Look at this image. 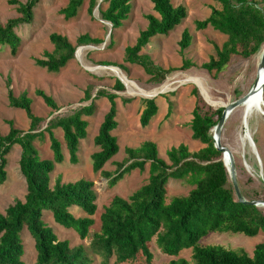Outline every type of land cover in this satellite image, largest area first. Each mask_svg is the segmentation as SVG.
Returning <instances> with one entry per match:
<instances>
[{
    "label": "trees",
    "instance_id": "trees-1",
    "mask_svg": "<svg viewBox=\"0 0 264 264\" xmlns=\"http://www.w3.org/2000/svg\"><path fill=\"white\" fill-rule=\"evenodd\" d=\"M103 1L107 3L105 9L99 0H89V11L92 12L99 5L102 18L111 24V30L121 27L132 11L131 0ZM152 1L155 14L147 15L146 28L139 32L133 45L125 48L124 60L140 65L151 81L160 83L170 70L157 65L149 55L141 52L153 37L167 35L179 26L187 16V10L183 5L175 6L172 0ZM215 1L221 3L222 7H213L206 19L196 21L198 29L211 26L227 35L221 46L215 44L216 55L201 64L209 72L222 71L234 56L250 58L261 51L264 44V6H260L264 0ZM10 2L16 5L19 15L4 24L0 22V46H8L11 54L16 55L22 43L16 29L34 20V10L40 0ZM83 3L84 0H69L61 13L66 18L74 17ZM50 41L54 45L53 50L35 59L36 65L49 72H59L65 67L76 57L79 46L103 42L100 38L81 34L74 44L67 36L55 32L50 34ZM191 42L192 35L185 29L179 41L182 53ZM193 66L196 64L184 57L180 68ZM119 67L123 69L122 65ZM115 89H125L120 79H117ZM192 92L195 96L190 122L192 138L202 142L203 147L192 151L187 144L180 143L166 151V160L160 156L157 143L146 140L137 147H126V157L116 162L115 171L110 172L104 167L120 150L118 137L113 133L119 125L116 93L99 89L92 96L87 89L85 98L91 99L90 104L67 114H57L43 128L42 123L46 118L34 113L31 97L26 92L15 96L9 89L10 105L26 112L30 126L27 130H21L9 121L8 133H0V184L8 178V156L13 147L19 145V166L27 184V193L24 199H16L0 212V264H28L24 260L25 245L21 236L24 229L34 240V264H92L83 246L72 247L68 239H59L44 217L45 211H51L58 224L74 229L82 239L87 237L95 223L93 216L97 211V192L94 181L81 178L74 182H62L58 179L52 186L51 173L56 164L65 160L61 141L54 130L62 128L70 161L77 163L81 142L88 135L87 117L93 114L95 102L102 96L108 98L111 106L94 136L98 150L91 154L93 171L101 172L110 185H115L135 169L144 171L146 165H149V177L128 198L114 196L101 213L100 231L94 234L91 241V249L101 256V263L153 264L152 244L155 243L163 254L170 257L163 264H264V242L255 245L252 255L245 249L200 244L204 236L216 231L246 236L264 232V207L238 199L222 160L223 151L215 146L213 128L224 108H214L208 104L197 88ZM35 93L52 111L61 108L44 90L36 89ZM131 100L124 98L123 102ZM158 110L155 97L143 99L141 125H149ZM46 133L51 142L52 158H41L35 145L36 140L45 139ZM170 179L185 180L193 188L186 195H177L169 200ZM241 192L244 196V189ZM75 209L79 210L78 215ZM184 250H191V259L181 256Z\"/></svg>",
    "mask_w": 264,
    "mask_h": 264
},
{
    "label": "rangeland",
    "instance_id": "rangeland-1",
    "mask_svg": "<svg viewBox=\"0 0 264 264\" xmlns=\"http://www.w3.org/2000/svg\"><path fill=\"white\" fill-rule=\"evenodd\" d=\"M172 1L175 6H185L187 16L169 34H158L153 37L141 52L149 55L157 65L170 70L165 80L157 83L150 80V76L140 65L124 60L125 48L133 45L139 32L146 28L147 15L155 14L152 0H131L132 11L128 19L115 30H111V24L102 18L98 6L92 12L89 11V0H84L77 15L71 18H66L61 13L69 0H40L34 10V20L16 29L22 38L18 53L12 55L8 46H0V133L3 135L8 133L9 121L21 130H27L30 126V119L26 112L10 105L9 89H12L15 96L26 92L31 97L34 113L46 118V121L42 123L43 128L48 120L57 114H67L90 104L91 99L85 98L87 89L92 96L101 89L117 94L119 110V125L113 133L118 137L120 150L107 162L105 170L114 172L116 162H121L126 157L125 148L137 147L146 140L156 142L160 156L166 160H168L166 151L180 143L187 144L192 151L203 147L202 142L192 138L190 126L195 103L192 90L196 88L199 90V87L193 81L182 83L181 80L199 78L209 89L213 100L220 104L230 103L245 95L252 87L256 79L261 51L247 59L234 56L222 71L209 72L202 68L201 64L208 61L210 56L216 55L215 44L221 46L227 39V35L211 26L198 29L196 21L206 19L213 7H222L221 3L215 0ZM99 3L102 4L103 9L106 8V2L99 0ZM260 6L263 7L264 3L261 2ZM18 15L15 4H12L10 0H0L2 24ZM185 29L191 33L192 42L182 53L179 41ZM53 32L67 36L74 44L81 34L100 38L103 42L79 46L78 56L75 59H71L59 72H49L46 68L36 65L35 59L43 57L46 51L53 50L54 45L50 41V34ZM184 57L193 61L196 66L181 69ZM86 65L101 67V69L94 70ZM119 65H122L123 69H119ZM119 77L126 84L122 91L115 89ZM8 79H10L9 84ZM129 82L135 85V94H130L133 87L129 85ZM165 83H169L171 88L155 96L159 107L158 113L149 125L143 127L140 123V113L143 99L147 98L144 96L157 94L156 90ZM36 89H42L51 95L61 108L52 111L44 100L36 95ZM200 91L206 95L203 90ZM124 98L132 100L123 102ZM95 103L96 108L93 114L87 117L88 135L81 142L77 163L70 161L62 128L54 130L55 136L61 141L65 160L56 164L51 173L52 186L58 179L62 182H74L81 178L94 181L97 192V211L93 216L95 223L90 227L87 237L82 239L74 229L58 224L51 211H45L44 220L55 230L59 239H68L72 247L83 246L91 257L92 264H102L101 256L91 249L94 234L100 231V215L114 196L128 198L147 182L149 165H146L144 171L135 169L125 174L115 185H110L109 180L101 172L93 171L91 154L98 150L94 144V136L111 106L106 96L98 98ZM217 106L213 105L214 108L220 107V105ZM261 109L264 110V107L261 106ZM261 109L253 100L246 101L229 115L221 136L223 145L233 154L236 178L240 189H244V196L247 199H264V114ZM247 123L254 143L247 135L244 126ZM50 143L48 133L45 139L35 141L41 158L53 157ZM20 155L21 148L15 145L8 156V178L0 184V212L16 199H24L27 193V184L19 166ZM229 178L233 184L232 178L230 176ZM192 188L193 186L185 180L170 179L169 200L177 195H186ZM74 212L76 215L79 214L78 209ZM21 236L25 245L24 260L28 264H34L36 260L34 240L25 229ZM259 242H264V232L255 236H246L242 233L216 231L204 236L200 244L223 245L235 250L245 249L252 255L255 245ZM152 250L153 264L169 261L170 257L163 254L155 243L152 244ZM191 253V250H184L181 256L191 259Z\"/></svg>",
    "mask_w": 264,
    "mask_h": 264
},
{
    "label": "water",
    "instance_id": "water-1",
    "mask_svg": "<svg viewBox=\"0 0 264 264\" xmlns=\"http://www.w3.org/2000/svg\"><path fill=\"white\" fill-rule=\"evenodd\" d=\"M99 7V5H97ZM85 46V45H84ZM78 49L76 50L75 56H78ZM117 68H119L118 66H115ZM121 69V68H119ZM257 72H258V80L255 79L252 87L250 88V90L243 95L242 97H240L239 99L232 101L230 103L224 104L222 107L224 108L223 113L221 115V118L219 119L218 123L216 124V126L213 128V140L215 143L216 148L220 149L223 151V156H222V160L224 162V165L228 171L229 176L232 178L233 180V185L237 194V197L240 201H244V202H250L251 204H254L256 206H260V207H264V199H253V200H248L246 199L240 189V186L238 184L237 178H236V172H235V164H234V160H233V154L231 152V150L226 147L225 145H223L222 141H221V136H222V130L224 127V124L227 120V118L229 117V115L238 107H240L242 104H244L248 98L254 94L255 92L260 93V100H259V109H261V106L264 107V101H263V90H264V44L261 48V54H260V59L258 62V67H257ZM120 78V77H119ZM257 78V77H256ZM120 80L124 83V85L126 86L125 82L120 78ZM200 91V89H199ZM163 91L158 92L156 95L151 96V97H147V98H153L155 96H157L159 93H162ZM201 93V91H200ZM202 97L204 98V100L206 102H209V104L211 105H215V103H211L210 101L206 100V98L204 97V95L201 93ZM261 111L264 114V110L261 109ZM245 121V120H244ZM246 128V132L247 135L249 136V138L251 139V141L253 142V139L249 133V128H248V123L244 125ZM254 143V142H253ZM227 161L228 163H230V169L228 170L227 168Z\"/></svg>",
    "mask_w": 264,
    "mask_h": 264
},
{
    "label": "bare ground",
    "instance_id": "bare-ground-1",
    "mask_svg": "<svg viewBox=\"0 0 264 264\" xmlns=\"http://www.w3.org/2000/svg\"><path fill=\"white\" fill-rule=\"evenodd\" d=\"M86 62V61H85ZM87 67H89V68H91V69H94V70H96V69H101V67H93V66H89V65H86ZM258 73H257V75H256V80H258L259 78H258ZM180 79V78H179ZM188 81H193V82H195L196 83V85L199 87V89L200 90H203V92L206 94V95H204L203 93V95L207 98L206 100H208V101H210L211 103H215V106H219L220 105V107L221 106H223L224 104H220V103H218V101H215V100H213L212 98H211V96H210V94L211 93H209V89L206 87V85H205V83L204 82H202V80H200L199 78H184L183 80H181V82L182 83H184V82H188ZM129 85L131 86V87H133V91L130 93V94H135L136 93V90H135V85L132 83V82H129ZM171 88V85L169 84V83H165V84H162L161 86H159V88L156 90V92H160V91H164V90H166V89H170ZM172 90V89H171ZM148 95H150V94H148ZM144 96V97H151V96ZM156 95V94H155ZM154 96V95H153ZM249 100H253V102H255V103H258L259 104V100H260V93H257V92H255L254 94H252L249 98H248V100L247 101H249ZM264 101V100H263ZM227 104V103H226ZM213 106V105H212ZM217 106V107H218ZM227 168L228 169H230V163H228V161H227Z\"/></svg>",
    "mask_w": 264,
    "mask_h": 264
},
{
    "label": "crops",
    "instance_id": "crops-1",
    "mask_svg": "<svg viewBox=\"0 0 264 264\" xmlns=\"http://www.w3.org/2000/svg\"><path fill=\"white\" fill-rule=\"evenodd\" d=\"M75 59V58H74ZM258 73V72H257ZM194 107V106H193ZM142 109H143V107H142ZM142 109H141V111H142ZM193 110V109H192ZM119 120V119H118Z\"/></svg>",
    "mask_w": 264,
    "mask_h": 264
}]
</instances>
